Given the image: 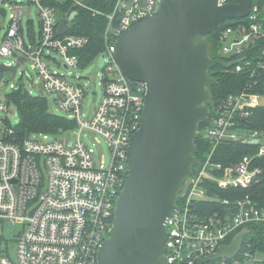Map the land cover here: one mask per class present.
<instances>
[{
    "label": "built area",
    "instance_id": "2783aa9c",
    "mask_svg": "<svg viewBox=\"0 0 264 264\" xmlns=\"http://www.w3.org/2000/svg\"><path fill=\"white\" fill-rule=\"evenodd\" d=\"M234 1L218 0V4ZM31 4L38 11L39 39L27 45L21 19L23 9ZM158 5L159 0H115L105 13L103 50L83 61L77 51L87 46L88 38L58 34L61 17L66 16L62 12L43 0H0V9L5 10L4 16L0 15L8 18L0 55L15 61L18 56L26 58L37 75V94L48 100L49 111L54 107L75 123L73 129L51 138L46 133H29L27 139L18 141L14 129L17 109L15 114L10 108L16 105L7 95L0 96V114L5 115L0 117V264H97L98 250L111 227L121 177L128 171L127 147L140 127L146 89L144 83L131 81L121 71L116 40ZM226 21L232 24L219 32L220 54L225 62L238 60L226 70L243 72L246 82L210 110L204 130L209 149L195 165L194 180L185 195L177 201L180 212H173L167 221L166 264H197L229 244L249 224L264 223V198L261 201L250 190L263 173L264 134L246 125L253 108L264 100L260 91L264 82V0H251L245 17ZM52 53L60 56L57 63L65 69L64 74L48 67L47 61L55 59ZM101 54L104 58L97 74L102 96L85 115L88 87L81 83L78 72ZM23 76L21 73V80ZM17 84L32 93L27 89L33 84L31 75H26V83ZM15 86L11 84L12 91ZM98 136L108 147L106 164L104 158H95L86 142L89 137L99 142ZM227 143H249L256 145V150L233 165L214 162L219 147ZM217 190L228 191L230 196H220ZM4 224L16 228L12 236L15 258L9 253L8 242L4 244ZM247 235L232 258L202 264H264V247L245 242Z\"/></svg>",
    "mask_w": 264,
    "mask_h": 264
},
{
    "label": "water",
    "instance_id": "95a60500",
    "mask_svg": "<svg viewBox=\"0 0 264 264\" xmlns=\"http://www.w3.org/2000/svg\"><path fill=\"white\" fill-rule=\"evenodd\" d=\"M83 1L71 5L58 34L68 30L77 13L75 7ZM250 4L251 0L224 5L218 0H159L155 11L117 38L118 66L128 79L144 83L146 89L140 127L127 147L128 171L121 177L111 227L98 250L97 264H166L167 221L173 212H180L177 201L194 180L193 167L200 163L195 157V140L200 123L210 113L209 87L218 82L210 69L216 65L228 69L238 61L213 58L207 35L230 26L228 19L245 17ZM0 12L4 16V8ZM103 58V54L98 57L101 66ZM25 61L18 56L14 64L0 63V77L7 72L12 80ZM28 137L25 131L24 138ZM248 231L241 229L229 244L197 264L232 258Z\"/></svg>",
    "mask_w": 264,
    "mask_h": 264
},
{
    "label": "trees",
    "instance_id": "16d2710c",
    "mask_svg": "<svg viewBox=\"0 0 264 264\" xmlns=\"http://www.w3.org/2000/svg\"><path fill=\"white\" fill-rule=\"evenodd\" d=\"M115 0H84L82 4L75 7L77 11L75 17L70 21L67 30L68 34H76L88 38V44L82 50L77 51L82 60L89 59L104 48L103 33L107 23L105 13L110 12V8ZM43 3L55 7L64 15H68L70 7L74 3L73 0H43ZM62 18V17H61ZM29 35L32 31V24L28 21ZM211 42V56L213 58L220 57L226 60L220 54L219 33H211L207 35ZM220 45V46H219ZM87 62H84L86 64ZM83 66V65H82ZM85 66V65H84ZM210 75L218 79L216 85L209 87L212 101L209 109H213L214 104L231 92L240 90L246 82V75L236 73L233 68L226 70L220 65H216L210 69ZM260 91L264 93V82H261ZM8 100L17 106V122L14 126L15 137L18 141H22L25 131L29 133H48L58 135L62 131L73 129L75 123L72 119H68L59 114L52 113L48 109V100L41 96H33L27 91L16 89L8 94ZM208 125V121L200 123L198 136L195 140L197 159H204L209 147L204 136V130ZM246 125L251 130H256L264 134V100L262 103L253 108L252 114L246 121ZM256 150V145L249 143H227L219 147L213 157V161L222 165H233L244 155L252 154ZM260 166L263 173L258 183H255L250 189L261 201L264 198V156L260 160ZM196 166L193 167L195 170ZM220 196H230L228 191L217 190ZM179 201V199H178ZM248 235L246 241H250L260 248L264 247V223H253L248 226ZM263 264V263H261Z\"/></svg>",
    "mask_w": 264,
    "mask_h": 264
},
{
    "label": "rangeland",
    "instance_id": "374dc122",
    "mask_svg": "<svg viewBox=\"0 0 264 264\" xmlns=\"http://www.w3.org/2000/svg\"><path fill=\"white\" fill-rule=\"evenodd\" d=\"M28 10L29 12H27ZM28 19L32 21V26H33L32 28L35 32V37L33 40L28 32V27H27ZM7 23H8V18L3 19L0 15V38H2L7 28ZM21 23L23 27V36L26 44L27 45L35 44L39 39V34H38L39 19H38V11L34 4H31L29 9L27 8L23 9ZM51 56L54 57L55 59H49L50 61H47L48 67L51 69V71L55 73L64 74L65 69L62 66L58 65L57 63V61L61 60L60 56L56 53H52ZM8 62L15 63V60L13 58L0 55V63H8ZM100 62L101 61L98 59H92L91 61L88 62V64L85 65L84 68L81 69V71L78 72V75L82 77L81 83L88 87V90L84 98L85 115H88L91 109L98 104L102 96V87L100 86V84H98L100 78L99 75L97 74L101 72ZM21 73H23L24 75L22 80L20 77ZM27 74L33 77V84L31 86H27V89L31 90L32 92L31 95L33 96L38 95L36 87H34L35 86L34 82L37 79L36 72L31 67L30 62H25L23 65L17 68L16 75L12 80H10V75L7 72L4 73L3 78L0 81V96H6V95L8 96V94L12 91L11 84H17L21 81H24V83H26ZM10 108L14 109L13 112L16 114L17 106H11ZM51 112L55 114H59L58 112H56L54 107H51ZM4 116H5L4 114H0V117H4ZM30 134L38 136L39 133H30ZM48 136L49 138H51V136L53 135L49 134ZM97 138L99 142H96L93 138L90 137L86 138V142L89 148L93 151L95 158L96 159L104 158L105 160L104 162L106 164L109 161V152H108L107 144L102 137L98 136ZM18 224H20V222L17 223V225ZM1 229H2L1 234L4 239V244L8 242L9 253L13 258H15L16 247L14 242L12 241V236L14 235L13 233L15 232L16 228L4 224Z\"/></svg>",
    "mask_w": 264,
    "mask_h": 264
},
{
    "label": "crops",
    "instance_id": "0c3cea01",
    "mask_svg": "<svg viewBox=\"0 0 264 264\" xmlns=\"http://www.w3.org/2000/svg\"><path fill=\"white\" fill-rule=\"evenodd\" d=\"M27 12H29V10L27 11ZM28 21H30V24H32V21L30 20V19H28ZM8 24V23H7ZM28 25H29V23H28ZM28 27V26H27ZM33 27V26H32ZM23 28V27H22ZM6 31V30H5ZM28 32H29V28H28ZM4 34H5V32H4ZM4 34H3V36H4ZM31 34L32 35H30V37L32 38V40L34 39V37H35V32H34V30H33V28H32V31H31ZM38 34H39V31H38ZM2 36V37H3ZM1 39V38H0Z\"/></svg>",
    "mask_w": 264,
    "mask_h": 264
},
{
    "label": "bare ground",
    "instance_id": "6f19581e",
    "mask_svg": "<svg viewBox=\"0 0 264 264\" xmlns=\"http://www.w3.org/2000/svg\"><path fill=\"white\" fill-rule=\"evenodd\" d=\"M67 32V31H66Z\"/></svg>",
    "mask_w": 264,
    "mask_h": 264
}]
</instances>
